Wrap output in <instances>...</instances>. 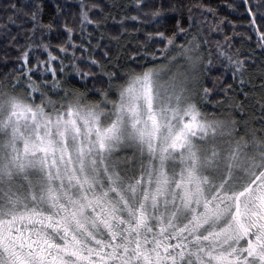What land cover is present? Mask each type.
<instances>
[{
    "label": "snow or ice",
    "instance_id": "obj_1",
    "mask_svg": "<svg viewBox=\"0 0 264 264\" xmlns=\"http://www.w3.org/2000/svg\"><path fill=\"white\" fill-rule=\"evenodd\" d=\"M0 4V264H264V0Z\"/></svg>",
    "mask_w": 264,
    "mask_h": 264
},
{
    "label": "trees",
    "instance_id": "obj_2",
    "mask_svg": "<svg viewBox=\"0 0 264 264\" xmlns=\"http://www.w3.org/2000/svg\"><path fill=\"white\" fill-rule=\"evenodd\" d=\"M43 4V19L45 23L50 21H56L59 19L67 20L69 23L73 22V18L75 13L77 12V8L75 5L78 3V0H40ZM97 2L101 3L104 6L105 14L107 15L109 12L113 16H116L117 20L120 19L122 15L131 14L135 15V12H132L128 7L130 5L131 0H97ZM173 3L183 4L185 6H192L200 2V0H172ZM205 3L210 4L215 10L218 11V14L221 18H226L227 20L232 21L238 27L235 28V33L237 35V47H242V50H250L249 45L246 41L240 40L239 37L241 35L247 36L251 35L248 31L247 27L248 20L244 17V9L239 7V0H204ZM57 5L60 6L61 9H64L62 13L57 12ZM115 5L116 7H108ZM229 5H234L236 7V11H233L232 8L228 7ZM2 6V4H0ZM71 13V15H69ZM184 15L187 14L186 7L183 12ZM108 28L107 31L114 32L113 21L109 19L107 21ZM174 21L165 20L160 23H155L153 21H147L142 27L137 25L139 29L138 38L143 39L142 33L154 32V31H166L173 27ZM187 27V25H185ZM131 31V29H130ZM229 35L233 34V29L231 26L224 29ZM49 39L53 44L57 43L56 33H53ZM131 39V37H129ZM133 43H136V40H132ZM5 69L0 68V72ZM184 73V72H183ZM180 74L181 72L175 73V76ZM79 86V85H77ZM99 87V85H98Z\"/></svg>",
    "mask_w": 264,
    "mask_h": 264
},
{
    "label": "rangeland",
    "instance_id": "obj_3",
    "mask_svg": "<svg viewBox=\"0 0 264 264\" xmlns=\"http://www.w3.org/2000/svg\"><path fill=\"white\" fill-rule=\"evenodd\" d=\"M159 70L163 81L168 80L170 76H175V73L177 72H181L182 74L185 71L184 67L180 64L164 66ZM176 76L179 77L180 74Z\"/></svg>",
    "mask_w": 264,
    "mask_h": 264
}]
</instances>
